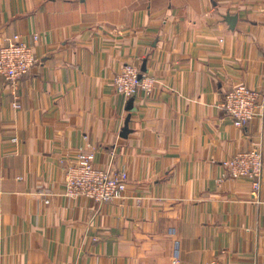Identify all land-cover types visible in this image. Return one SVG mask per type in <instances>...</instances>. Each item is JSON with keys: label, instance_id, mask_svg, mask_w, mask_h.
<instances>
[{"label": "crops", "instance_id": "obj_1", "mask_svg": "<svg viewBox=\"0 0 264 264\" xmlns=\"http://www.w3.org/2000/svg\"><path fill=\"white\" fill-rule=\"evenodd\" d=\"M16 35L37 63L16 94L0 77V264H264V181L223 167L264 153V118L219 108L264 88V0H0V49ZM127 64L152 94H116ZM80 151L128 173L125 199L63 195Z\"/></svg>", "mask_w": 264, "mask_h": 264}, {"label": "built area", "instance_id": "obj_2", "mask_svg": "<svg viewBox=\"0 0 264 264\" xmlns=\"http://www.w3.org/2000/svg\"><path fill=\"white\" fill-rule=\"evenodd\" d=\"M40 39V35L33 36L34 42ZM36 63L34 47L20 35L8 39V43L0 49V77L7 82L13 94H16L20 80L30 74ZM113 85L116 94L133 99L139 93L152 94L157 80L143 75L136 64H127L115 75ZM14 107L21 108L17 95ZM219 108L232 118L237 128H244L255 119L264 118V88L255 90L246 85L236 86L225 93ZM13 140L18 141L17 138ZM223 167L231 180H247L253 194H259L264 181V153L260 148L254 147L237 153L225 161ZM64 174L65 197L86 199L94 203H108L127 197L128 173L96 167L93 152L80 151L75 160L65 168ZM46 203L49 204V200ZM207 264L222 263L212 260Z\"/></svg>", "mask_w": 264, "mask_h": 264}]
</instances>
